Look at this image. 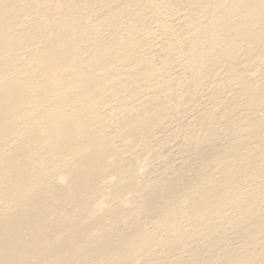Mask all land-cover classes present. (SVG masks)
I'll return each instance as SVG.
<instances>
[{
  "label": "bare ground",
  "instance_id": "obj_1",
  "mask_svg": "<svg viewBox=\"0 0 264 264\" xmlns=\"http://www.w3.org/2000/svg\"><path fill=\"white\" fill-rule=\"evenodd\" d=\"M0 264H264V0H0Z\"/></svg>",
  "mask_w": 264,
  "mask_h": 264
}]
</instances>
